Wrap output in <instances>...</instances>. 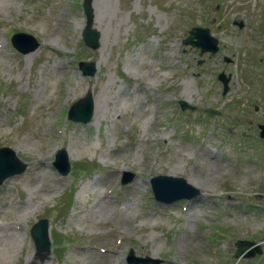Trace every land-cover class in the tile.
Masks as SVG:
<instances>
[{"label":"rangeland","instance_id":"rangeland-1","mask_svg":"<svg viewBox=\"0 0 264 264\" xmlns=\"http://www.w3.org/2000/svg\"><path fill=\"white\" fill-rule=\"evenodd\" d=\"M82 5L0 0V147L26 163L0 185V264H126L130 249L162 264H264V139L217 77L232 58L231 85L245 88L242 70L264 55V38L258 52L245 50L230 22L264 21V0H92L94 50L82 39ZM194 26L220 39L214 58L183 43ZM18 32L38 46L19 53ZM89 91L92 121L68 120ZM254 119L264 123V113ZM61 148L65 176L52 164ZM123 171L134 174L127 184ZM157 175L184 177L200 194L159 203L149 182ZM42 217L52 249L40 262L30 228ZM246 239L262 253L236 258Z\"/></svg>","mask_w":264,"mask_h":264},{"label":"water","instance_id":"water-1","mask_svg":"<svg viewBox=\"0 0 264 264\" xmlns=\"http://www.w3.org/2000/svg\"><path fill=\"white\" fill-rule=\"evenodd\" d=\"M92 0H84L83 12L86 15V26L83 29L82 37L84 43L91 49L99 47L100 33L98 30L92 27ZM239 25L242 22L238 23ZM12 45L19 50L22 54L29 51H33L38 42L36 39L26 33L18 32L11 37ZM186 45L195 46L200 48V54L204 52H211L212 54L218 51V40L214 38L208 28L192 27L189 31V36L183 40ZM80 69L84 75H93L95 67L90 62H80ZM219 79L222 80L224 87L227 84L228 79L224 74H219ZM182 109H185L189 105L185 101H180ZM194 108V107H191ZM208 112L213 115L211 110ZM94 114V98L92 92H88L84 97L75 101L67 112V118L73 122H90ZM260 137L264 138V126L260 127ZM68 154L66 149L61 148L55 155V161L53 165L58 169L62 175H66L70 170V164L68 161ZM26 168V164L22 162L16 155L15 151L9 147L0 148V185L9 177L22 173ZM134 177V174L128 171L123 172L122 183L126 184L130 182ZM152 189L157 200L161 202H172L174 200L186 198L191 199L198 194L200 190L193 187L183 177H176L172 175H158L152 177L150 180ZM31 237L34 241L36 248V255L40 262L49 258L51 250V239L49 236V222L46 218H41L31 227ZM236 251L235 257H253L256 254H261L262 250L259 244L253 240H238L235 243ZM128 264H161V259L152 258L151 256L138 257L134 254V250L131 249L127 255ZM36 264V263H34Z\"/></svg>","mask_w":264,"mask_h":264},{"label":"flooded vegetation","instance_id":"flooded-vegetation-1","mask_svg":"<svg viewBox=\"0 0 264 264\" xmlns=\"http://www.w3.org/2000/svg\"><path fill=\"white\" fill-rule=\"evenodd\" d=\"M242 22L241 25L238 24L236 20H232L230 23L234 25H238L239 32L242 35V41L241 44L244 45L245 50L248 47L255 48L256 52H258L257 48H261L262 43H259L264 38V21H261L257 23L253 27H249L247 23H245L243 20H240ZM210 29V28H209ZM249 29V31H245ZM212 34V33H211ZM213 35V34H212ZM215 36V35H213ZM216 37V36H215ZM218 39V51L215 54L212 53H199L200 56H203L205 54L208 55L209 58H214L217 54L221 51V43L220 39ZM184 40V39H183ZM224 47H226L224 45ZM224 49V48H223ZM191 50L199 52L200 50L197 47L191 46ZM264 50V49H263ZM226 57V56H224ZM226 62V67L224 66L217 74V77L219 74H225V78L228 79L226 86H223V95H229L234 96L238 99V97L241 98V100L244 101L243 108H247L246 112L249 113L248 117V130L254 129L257 130L258 134L260 132V127L264 126V123H261L260 121H256L254 119V116L257 112L264 113V71H260V67L264 66V55L259 54L258 60L259 62L257 64H251L250 69L242 70L241 78L245 81V88L239 89L238 92L233 88L231 85V80L233 78V75L231 71L228 70V66L232 64L233 60L232 58H224ZM204 62V59H199L198 64H201ZM249 67V66H248ZM237 95V96H236ZM238 102V100H237ZM242 101H239L238 103H241ZM215 115L220 116L222 112L218 109H214ZM241 123V122H240ZM235 125H238V123H234Z\"/></svg>","mask_w":264,"mask_h":264}]
</instances>
